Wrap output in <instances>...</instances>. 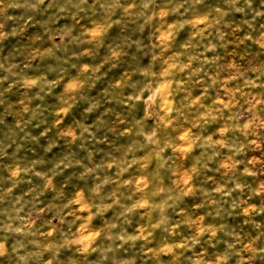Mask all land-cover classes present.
Returning a JSON list of instances; mask_svg holds the SVG:
<instances>
[{"label": "clouds", "instance_id": "clouds-1", "mask_svg": "<svg viewBox=\"0 0 264 264\" xmlns=\"http://www.w3.org/2000/svg\"><path fill=\"white\" fill-rule=\"evenodd\" d=\"M0 264H264V0H0Z\"/></svg>", "mask_w": 264, "mask_h": 264}]
</instances>
